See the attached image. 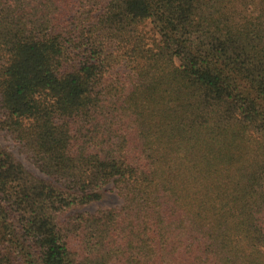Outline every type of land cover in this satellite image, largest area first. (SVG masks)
Instances as JSON below:
<instances>
[{
  "label": "trees",
  "instance_id": "trees-1",
  "mask_svg": "<svg viewBox=\"0 0 264 264\" xmlns=\"http://www.w3.org/2000/svg\"><path fill=\"white\" fill-rule=\"evenodd\" d=\"M0 110V264H264V0H0Z\"/></svg>",
  "mask_w": 264,
  "mask_h": 264
},
{
  "label": "rangeland",
  "instance_id": "rangeland-1",
  "mask_svg": "<svg viewBox=\"0 0 264 264\" xmlns=\"http://www.w3.org/2000/svg\"><path fill=\"white\" fill-rule=\"evenodd\" d=\"M141 29L147 36L148 41L152 44L157 39H159V35L155 33V31L152 28V24L150 22H147L146 24L141 26ZM1 113V110H0ZM0 143L4 146H6L8 149L12 150L18 159H20L23 164L26 166L27 169L30 171L40 175L44 176L33 164L31 159L27 156V153H25L22 149V146L19 141L12 138V136L6 132L5 130L0 129ZM103 199L99 202L90 204L85 207H81L76 209L77 211H88V212H95L99 209H106V208H112V207H118L123 205V200L119 196L116 189L113 188V184L106 185L103 190Z\"/></svg>",
  "mask_w": 264,
  "mask_h": 264
}]
</instances>
